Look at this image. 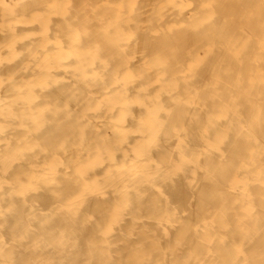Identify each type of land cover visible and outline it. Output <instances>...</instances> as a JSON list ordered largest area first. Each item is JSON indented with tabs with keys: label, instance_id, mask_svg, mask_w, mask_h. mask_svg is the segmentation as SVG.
Here are the masks:
<instances>
[{
	"label": "bare ground",
	"instance_id": "obj_1",
	"mask_svg": "<svg viewBox=\"0 0 264 264\" xmlns=\"http://www.w3.org/2000/svg\"><path fill=\"white\" fill-rule=\"evenodd\" d=\"M226 1L0 0V264H264V0Z\"/></svg>",
	"mask_w": 264,
	"mask_h": 264
},
{
	"label": "rangeland",
	"instance_id": "obj_2",
	"mask_svg": "<svg viewBox=\"0 0 264 264\" xmlns=\"http://www.w3.org/2000/svg\"><path fill=\"white\" fill-rule=\"evenodd\" d=\"M73 2H75V0H72ZM217 1V3H216V5L217 4H220V3H223L224 1H226V0H216ZM218 1H220V3L218 2ZM229 0H227L226 2H228ZM231 1V0H230ZM233 1H235V0H233ZM221 7V5H218V6H216V10H218L219 8ZM211 8V6H209V9ZM219 11H220V9H219ZM232 17H233V15H232ZM231 17V15H229V19L231 20V22L233 23L235 20H234V18L235 17H233L232 18ZM228 21L227 20H225V23L224 24H226ZM208 23V22H207ZM207 23H205L206 25H207ZM220 22H218L217 23V27H221V26H224L222 23H220ZM205 24H204V27H205V29H206V27H208V26H205ZM218 24H219V26H218ZM209 26H210V24H209ZM203 69V68H202ZM204 72H205V69H203V70H201V75L202 74H204ZM49 133V134H48ZM48 133H46L45 134V140H44V138L42 139V141L44 140L46 143H48V141H49V143L47 144V145H49V144H51V141H53V139H54V136L53 135H55V133L54 132H48ZM52 134V135H51ZM46 135H47V138L48 139H50V140H47L46 139ZM50 135V136H49ZM45 143V144H46ZM93 167H96L95 165L93 166ZM201 184V183H200ZM205 188V186L206 187H209V186H207L206 184H205V182H203V184H201L200 185V192L202 191V193H200L199 192V194L198 195H200V196H198V195H196L195 197L197 198V199H195V200H197V201H195V200H193L194 201V203H193V201H192V204L194 205L196 202H198V200H201V201H199L200 203H196L195 204V206L197 205V206H199V204H201V205H204V204H206V201H207V199H205L206 198V196L207 197H209V196H211L212 195V191L210 192V189L209 188H203V187ZM204 189V190H203ZM206 189H207V191H206ZM204 191H206V194L204 193ZM167 192H169L170 194H171V196L173 197V198H177V199H181V200H183V195H185V189L183 188V186H182V184L180 183V181H178V182H176L175 184H173V188H168L167 189ZM204 194V195H203ZM206 195V196H205ZM204 196V197H203ZM194 197V198H195ZM200 198V199H199ZM206 200V201H205ZM89 202H88V204H89V206H88V208L89 209H91V213H93L94 214V216L96 215V217H95V219H97V223L96 224H101L102 223V221H103V218H104V216H102V212H103V208H104V206L105 205H107L106 204V201L105 200H103V199H98V198H90L89 200H88ZM147 201H148V198H146L145 199V202H143L142 204L143 205H145V206H142V204H141V207L143 208V210H144V212H148L149 211V213H151L152 214V212L154 211V207L153 206H150V204L149 203H147ZM203 201V202H202ZM20 205V206H19ZM21 207V208H19L18 209V207ZM16 207V208H15ZM22 207H23V205L20 203L19 204V202L18 203H16L15 205H14V207H13V209H12V212L10 213V215L9 216H7L6 218H5V221H6V224L8 223L9 224V226H12V227H14L15 225V223H16V221H19V219H20V214L22 213ZM148 208V209H147ZM20 210V212L18 213V211ZM12 215V216H11ZM15 216H17L16 218L18 219H16V218H12V217H15ZM19 217V218H18ZM9 218V219H8ZM10 218H11V220H10ZM16 220V221H15ZM12 221H14V222H12ZM12 223V224H11ZM14 223V224H13ZM11 224V225H10ZM96 224L94 225L93 223H90V224H88V225H86V227H88V228H92V229H96L97 227H96ZM14 225V226H13ZM39 227V226H38ZM73 227V226H72ZM75 228V227H74ZM68 231H69V229H66V231H64V232H62L61 234H56V236H53V239L55 238V237H58V239L57 238H55L54 240H50L51 239V236H46V235H43V234H36V236H39V238H37V239H35V241H37V242H41L42 240H43V242L44 241H46V243L48 244L47 246L45 245V247L48 249V247H52V245H50V242L51 241H53V243H51V244H59V242L61 243V242H63V241H65L67 238H69V234L70 233H72L73 234V231H74V229H72V228H70V231H69V233H68ZM72 231V232H71ZM56 232V231H55ZM67 232V233H66ZM58 233V232H57ZM60 233V232H59ZM61 237H60V236ZM69 235V236H68ZM68 236V237H67ZM62 239V240H61ZM127 244V245H126ZM130 245V243H125V244H122L119 248H117V250H116V253H115V256L117 257V256H119L120 257V255H122V253L123 252H125L126 251V249L128 248V246ZM258 246H257V243H256V245H255V248L254 249H256ZM246 249V248H245ZM50 252H51V250H49ZM129 252V251H128ZM52 253V252H51ZM47 254L48 255H50L49 254V252L47 251ZM127 255H129L130 256V252H129V254H127ZM20 257L23 259V255H20ZM19 257V258H20ZM118 257V258H119ZM117 260V259H116ZM72 260L71 259H69V262H71Z\"/></svg>",
	"mask_w": 264,
	"mask_h": 264
}]
</instances>
